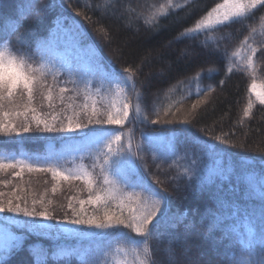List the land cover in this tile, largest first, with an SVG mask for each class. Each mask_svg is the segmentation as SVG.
I'll use <instances>...</instances> for the list:
<instances>
[{
	"label": "trees",
	"instance_id": "obj_1",
	"mask_svg": "<svg viewBox=\"0 0 264 264\" xmlns=\"http://www.w3.org/2000/svg\"><path fill=\"white\" fill-rule=\"evenodd\" d=\"M41 2L48 4L50 0ZM51 2L54 6L44 9L37 21L27 15L32 0H0V24L4 17L14 22L8 30L4 48L13 56L28 58L33 67H38L34 44L47 35L55 19L67 16L78 23L85 39L82 43L92 45L106 67L121 76L131 75V84L135 83L136 87L135 91L130 87V98L135 106L139 104L141 119L139 116L133 119L136 114H131L122 130L132 140L134 148L140 146L138 155L143 157L146 165L141 174L154 185V178L164 181L170 193V214L184 217L176 227L166 219L159 220L155 237L149 242L153 252L152 264H166L169 252L180 258L186 253L191 264H207L205 260L202 263L197 259L193 249L199 242L214 248L211 260L217 258L225 245L239 252L240 245L229 222L233 206L237 202L243 205L254 203L264 210V199L254 200L251 187V180L259 181L264 177V104L252 91L255 85L264 88V5L257 3L246 8L241 17L230 16L222 24L213 23L190 33L187 31L189 27H194L212 7L225 0ZM190 3L191 8L188 7ZM77 12L84 14L77 16ZM154 14L156 21L152 23ZM235 20L244 23H233ZM246 39L247 45L244 43ZM253 48L256 49L255 55L251 52ZM225 49L227 57L223 55ZM126 68L130 73L124 71ZM59 79L64 85L69 78L62 75ZM48 80L51 81V75ZM77 86L78 91L63 94V101L58 90L52 92L51 101L36 95L32 107L36 108L37 115L48 119L55 115L58 121L74 113L81 120L85 119L81 109L92 101L98 108H107L88 89L86 94L84 82H78ZM77 86L68 85L70 89ZM193 104H197L196 108L192 107ZM18 110H25L22 103ZM28 116L31 118L32 113L29 112ZM9 119L16 124L24 121L23 117L12 116L6 117L5 122ZM156 119L161 122L151 123ZM165 120L173 122L164 123ZM105 126L93 125L91 130L71 134L83 138L85 133L101 131ZM65 137L66 134L35 130L19 136L0 134V153H18L25 149L33 157L44 156L47 144L57 146ZM241 144L243 147L239 146ZM210 146L214 147L212 153H223V162L229 163L230 173L226 178L210 173L214 180L205 181L203 185L187 181L179 167L181 161L194 159L191 168H203L207 159L201 158L204 162L199 166L198 157ZM165 152L168 157L162 160ZM84 162L91 171L93 157ZM178 174L182 179L173 180ZM0 194V202H26L37 208L43 202L57 220L66 212L71 214L69 203L78 207L77 201L87 199L89 195L83 179L61 180L54 178L51 171L24 169L21 172L19 168L0 171ZM219 201L225 202L223 208H220ZM95 208L98 206L85 205L89 214ZM209 209L224 216V226L211 233L208 229L213 217ZM26 219L22 215L0 214V225L10 230L14 237L10 245L0 251V264H80L77 253L99 258L102 264H113L112 249L116 243H129V237L141 239L123 228L108 229L103 237L89 233L78 235L81 229H73L76 234L71 235L55 231L30 232L23 226ZM82 231L93 230L84 228ZM174 233L179 234L178 239L173 238ZM196 233L202 239H194ZM64 246L70 254L58 258L56 253ZM41 251L47 255H40Z\"/></svg>",
	"mask_w": 264,
	"mask_h": 264
},
{
	"label": "snow or ice",
	"instance_id": "obj_2",
	"mask_svg": "<svg viewBox=\"0 0 264 264\" xmlns=\"http://www.w3.org/2000/svg\"><path fill=\"white\" fill-rule=\"evenodd\" d=\"M257 3L264 5V0H249L246 4L244 0H225L223 4L212 7L207 15L195 23L194 27L187 29L190 33H196L207 28L210 24H222L227 21L230 16L241 17L244 15V10L249 7H254ZM54 4L51 2L43 4L41 0H32L27 15L33 16L39 21L41 12L46 8H52ZM189 8L193 7L190 3ZM224 9L223 14L220 10ZM161 12L163 10H160ZM84 13L77 12V16ZM156 15H152L151 22L155 23ZM19 22V21H18ZM233 23L243 24V20H235ZM22 26V25H21ZM16 31H19L17 29ZM254 32L255 29H252ZM13 32V36H15ZM65 32V37H67ZM251 39V33L249 34ZM60 29L50 31V35L42 42H38L40 56V63L38 67H33L26 57L13 56L7 49L0 50V134L17 136L22 133L30 131H39L42 133H61L71 134L77 131L84 132L85 129L91 130L93 125H121L129 119L130 111L132 110L131 103L125 98L118 108L113 106L111 108H98L96 102L92 101L90 105H84L81 111L85 119L81 120L79 115H66L64 119L58 121L57 116H51V119L42 117L36 114V108L32 107L36 95H40L42 99L52 100V92L58 90L60 99L63 101L64 93L70 91H78L77 80L73 78L74 75H79L81 69H73L67 66V73L69 79L64 85L60 84L59 77L63 72L57 68L52 71V65L47 62V57L54 55L56 47L59 45ZM248 44V39L244 41ZM253 55L256 49H251ZM216 54V53H214ZM264 54V53H262ZM224 57H227V49L224 50ZM251 63V61H249ZM64 65L62 64V67ZM87 71V70H83ZM130 73V69L124 70ZM228 71H231L229 68ZM51 75V81L48 76ZM132 79L131 75L123 83L128 84ZM90 81H85V92L90 86ZM68 85L77 86L69 88ZM132 91H135V83L131 84ZM43 90V91H41ZM44 92L47 93L44 96ZM261 104H264V96L257 94ZM23 104L24 111H19L20 104ZM200 101L197 100V104ZM197 104L192 107L196 108ZM49 108L53 105L49 103ZM12 110H9V109ZM251 108V103H249ZM103 109V110H102ZM32 113L29 118L28 113ZM135 116H139V104L135 106ZM167 113H165L166 115ZM23 117L24 121L16 124L11 119L5 122L6 117ZM159 116V113H157ZM160 119L152 120L151 123H160ZM173 121L165 120L164 123H172ZM86 141L85 147L94 145V152L89 151L88 155L92 156L94 163L91 166V171L81 168L75 173H64L57 169L56 163H33L29 160H14L5 161L0 159V171L5 168H19L20 171L27 169L28 171H51L52 176L59 177L61 180H70L73 177L83 178L87 185L88 197L77 201L78 207L69 203L68 208L71 209V214L64 213L58 220L53 211H50L47 206L41 202V207L37 208L34 205L28 206L26 202H16L8 200L7 202H0V214H16L22 215L27 219L23 221V226L30 232H52L69 233L73 229H81L77 234L83 235L89 233L92 236L103 237L108 229L123 228L134 232L135 238H128L131 244H142V252L137 253L142 255L139 259V264H152L151 258L153 252L149 247V242L154 239L156 234V225L160 222L157 218L166 219L172 225L183 222V216H175L170 214L168 207L170 200V193L164 186V181L159 178L155 179V187L152 183L144 178L141 174V169H145L143 157L138 155L139 145L134 148L131 140L121 143V133L115 131L109 136L97 135L95 133L89 135L85 133ZM219 139V138H218ZM234 147L237 145H233ZM243 147V145H239ZM71 147V146H69ZM81 147V146H77ZM168 153L162 154L161 159H166ZM99 168V172L96 169ZM19 174V173H18ZM223 175L222 171L216 173ZM184 176L187 181L194 182L196 185H203L210 176L205 174L203 168L185 169ZM173 180L182 179L181 175L174 176ZM2 195V194H0ZM264 198V191L261 193ZM85 205L98 206L92 214L85 210ZM220 208L225 206L224 201H219ZM213 219L209 225V233L213 230L222 228L224 226V216L222 213H217L212 209L208 210ZM55 221V224L52 223ZM156 221V224L153 223ZM264 223V221H262ZM62 225H69L72 227H59ZM187 227V226H186ZM87 228L93 231L85 232L82 229ZM229 239H231L230 234ZM174 239L179 238L178 233L173 234ZM119 251V249H118ZM46 256L47 253L41 251L39 253ZM80 264H102L101 260L96 257H89L86 254H80ZM166 264H191L186 258V253L183 258L177 257L175 253L169 252ZM208 264H264V227L260 228L258 236L254 233H249V238L245 242L244 247L236 252L228 245L218 252L215 260L208 261Z\"/></svg>",
	"mask_w": 264,
	"mask_h": 264
},
{
	"label": "rangeland",
	"instance_id": "obj_3",
	"mask_svg": "<svg viewBox=\"0 0 264 264\" xmlns=\"http://www.w3.org/2000/svg\"><path fill=\"white\" fill-rule=\"evenodd\" d=\"M244 2L247 4L249 0H244ZM224 11L225 10L223 9L222 14ZM20 12L21 10L19 13ZM2 21V24H0V50H5L4 46L7 43L8 30L14 25V22L7 17H4ZM58 28L60 29L59 45L56 47L55 54L46 58L48 64L54 66L51 70L55 71L57 68H59L63 72V75L69 78L66 70L67 66H71L73 69H81L82 71L79 73V75H74L73 78L77 80V83L84 82L85 84V81H90L91 83L88 88L90 94L104 102L107 108H111L113 104L116 108H118L126 98L133 106L132 110L130 111L129 119L121 125L106 124L105 129L95 132V134L103 136H109L113 131L121 133V143L126 144L130 137L124 133L122 127L128 124L131 114L135 113V105L130 98L131 80L128 81V84L123 83V81L127 80L128 77L121 76L106 67L102 63L101 57L97 50L90 44L82 43L85 39L82 36L80 26L75 20L70 19L67 16H61L60 18L55 19L53 27L48 30L46 36L38 39V42H42L47 39L50 35V31H55ZM65 32L68 34L67 37H65ZM38 42L34 44V47L36 50L35 52L38 63H40V56L38 55ZM239 54L240 53H238V55ZM62 64L64 65L63 67ZM252 91L257 99V94L264 96V88L261 86L255 85L252 88ZM139 118L141 119L140 115ZM85 141L86 136L83 138H75L72 136V134H66L65 139L59 145L56 146L53 143L47 144L44 156L33 157L25 149H22L18 153L2 152L0 153V159H4L5 161L10 159L29 160L33 163L42 164L56 163L58 161L57 169L59 171L64 173H75L81 168L88 169L87 163H85L84 160L88 157H92L88 155L89 151L94 152V145L87 147L83 146L85 145ZM213 150L214 147L210 146L203 155H200L198 157V165L201 166L203 164L204 161H202L201 158L203 159V157H205L207 160L204 162L203 169L206 171L207 176L211 177L212 175L210 173L216 175V173L222 171L224 174L218 176L226 178L231 171V167L228 162L224 164L222 157L223 153L221 151L212 153ZM183 160L184 161H181V166H179L182 168L183 172L185 169L193 168H191V165L194 164V159L190 162H186V159ZM213 180V178L207 179L206 183H209ZM153 186L155 187L154 184ZM251 187L253 188V199L256 200L258 198H262L261 193L264 191V177L259 181L251 180ZM217 195L216 198L219 199ZM157 219L160 220L159 217ZM262 221H264V210L261 206H258L254 203H245V205H243L242 203L238 202L233 206L232 214L229 220L230 229L239 242L240 250L244 247L245 242L248 240L250 232L258 236L260 228L264 227V223H262ZM154 222L155 221H153V223ZM61 227L66 226L62 225ZM72 233L76 234L73 230L72 232L66 233V235H71ZM195 235L196 237H193L194 239H202L199 233H196ZM13 238L14 237L10 233V230L3 228L0 225V251L6 249L10 245ZM197 245V247L193 248L196 251L195 253L197 255V259L202 263L205 261H210L212 259L211 257H213L210 254H212L214 248H209V246L207 247V245L201 244L200 242ZM142 247L143 245H134L125 242L116 243L112 249L113 264H139V259H142L143 257L142 255L138 256L137 253L142 252ZM56 254L58 258L62 259L68 257L70 251L64 246L61 250L57 251Z\"/></svg>",
	"mask_w": 264,
	"mask_h": 264
},
{
	"label": "water",
	"instance_id": "obj_4",
	"mask_svg": "<svg viewBox=\"0 0 264 264\" xmlns=\"http://www.w3.org/2000/svg\"><path fill=\"white\" fill-rule=\"evenodd\" d=\"M154 224H156V221L154 222Z\"/></svg>",
	"mask_w": 264,
	"mask_h": 264
},
{
	"label": "clouds",
	"instance_id": "obj_5",
	"mask_svg": "<svg viewBox=\"0 0 264 264\" xmlns=\"http://www.w3.org/2000/svg\"><path fill=\"white\" fill-rule=\"evenodd\" d=\"M0 71H2V69H0Z\"/></svg>",
	"mask_w": 264,
	"mask_h": 264
}]
</instances>
